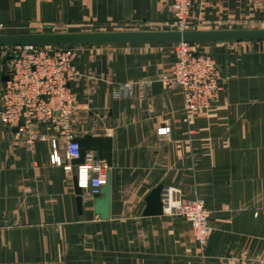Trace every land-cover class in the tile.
I'll use <instances>...</instances> for the list:
<instances>
[{
	"label": "crops",
	"instance_id": "1",
	"mask_svg": "<svg viewBox=\"0 0 264 264\" xmlns=\"http://www.w3.org/2000/svg\"><path fill=\"white\" fill-rule=\"evenodd\" d=\"M240 1L205 0L202 12L230 14ZM170 20L171 0H0V32L167 29ZM229 42L208 46L226 75L217 100L190 111L179 85L150 89L172 68L169 43L81 44L75 129L112 136L107 218L90 195L78 210L73 173L49 161L47 140L25 143L0 122V264H243L262 255L264 49L230 50ZM163 121L172 130L158 136ZM158 183L183 202L203 199L210 229L202 246L183 215L143 214Z\"/></svg>",
	"mask_w": 264,
	"mask_h": 264
},
{
	"label": "built area",
	"instance_id": "2",
	"mask_svg": "<svg viewBox=\"0 0 264 264\" xmlns=\"http://www.w3.org/2000/svg\"><path fill=\"white\" fill-rule=\"evenodd\" d=\"M204 1L171 0L168 25L174 29L196 28L199 19H206L202 12ZM249 4L257 11L255 21L264 24V0H249ZM195 5L198 9L193 13ZM170 43L174 61L170 71L161 77L162 82L182 88L186 111L211 106L226 82V75L213 54L199 49L197 44L201 42ZM80 47L81 44L1 45L0 73L7 78L0 82V122L8 128L16 127L15 134L25 143L47 140L49 161L76 174L83 194L92 196L106 182L109 167L94 150H86L82 162H71L79 154L77 143L71 141L77 135L76 114L80 107L71 82L80 74L75 62ZM130 85L124 82L120 89L130 90ZM190 117L186 114L183 120ZM171 130V124L163 121L156 126L155 133L167 136ZM61 137L65 140L62 148L59 145ZM175 192L178 193V189ZM174 193L165 186L163 212L183 215L202 246L210 229L208 208L199 197L183 202ZM241 261L243 264H264V253L251 263L245 258Z\"/></svg>",
	"mask_w": 264,
	"mask_h": 264
},
{
	"label": "water",
	"instance_id": "3",
	"mask_svg": "<svg viewBox=\"0 0 264 264\" xmlns=\"http://www.w3.org/2000/svg\"><path fill=\"white\" fill-rule=\"evenodd\" d=\"M213 42V41H264V27H229V28H189V29H109V30H77V31H34V32H0L1 45L23 44H96L126 42ZM4 61V59H3ZM7 75L2 74V79ZM152 94L163 91L161 79L150 82ZM16 129V127H14ZM71 141L78 145V156L72 163L82 162L86 150H94L99 158L105 159L108 167L112 163V136L82 133L75 135ZM76 193V205L82 207L83 192L77 185L76 174H73ZM165 186L158 183L145 196L143 214L163 213V191ZM95 211L102 218L109 216L110 182L107 171L106 182L99 192L91 196Z\"/></svg>",
	"mask_w": 264,
	"mask_h": 264
},
{
	"label": "rangeland",
	"instance_id": "4",
	"mask_svg": "<svg viewBox=\"0 0 264 264\" xmlns=\"http://www.w3.org/2000/svg\"><path fill=\"white\" fill-rule=\"evenodd\" d=\"M237 11L234 12L232 11L230 14L226 13L222 16H213V17H208L206 14L204 17L206 19H231L230 21L227 22V24H224L226 27H211V28H243V27H264L263 23L255 21V18L257 17V11L254 9L250 4L249 0H241L239 2V6L237 7ZM221 23L217 22L216 24ZM167 29H174L171 26H167ZM214 42V41H213ZM213 42H201L197 44V47L201 50H207L208 46L212 44ZM219 43V42H218ZM169 46H172L171 43L168 44ZM229 49L230 50H240L241 52L243 50L247 49H264V41H240V42H229ZM245 48V49H244ZM211 52V51H209ZM212 53V52H211Z\"/></svg>",
	"mask_w": 264,
	"mask_h": 264
}]
</instances>
